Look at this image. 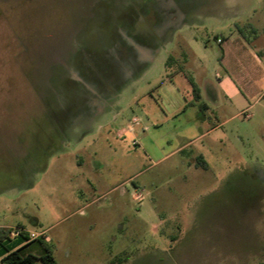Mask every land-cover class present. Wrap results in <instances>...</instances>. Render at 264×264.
<instances>
[{
  "label": "rangeland",
  "instance_id": "1",
  "mask_svg": "<svg viewBox=\"0 0 264 264\" xmlns=\"http://www.w3.org/2000/svg\"><path fill=\"white\" fill-rule=\"evenodd\" d=\"M178 69L199 99L178 84L187 109L167 114ZM15 226L41 234L35 264L41 241L57 264L263 262L264 0H0Z\"/></svg>",
  "mask_w": 264,
  "mask_h": 264
},
{
  "label": "crops",
  "instance_id": "2",
  "mask_svg": "<svg viewBox=\"0 0 264 264\" xmlns=\"http://www.w3.org/2000/svg\"><path fill=\"white\" fill-rule=\"evenodd\" d=\"M226 43L227 42H225V44ZM226 46H227V44L224 45L225 49L227 48ZM185 72L186 71L184 69L183 70L182 69L181 70L178 69L177 71H174L175 75L173 76V78H176V82H174L172 79H166V81H164L162 83V86L159 88V97L161 99V103L164 104L166 110H168L167 114L168 113L174 114V112L180 110L181 107H184L183 111H186V109H187L186 107H187L188 103H187L186 95H185V97H183V94H182L181 90L179 89V85H180L182 90L187 95H189V97H190L189 91H190L191 85H190V83H189V81H188V79H187V77L185 75ZM191 78L193 79V76H191ZM189 101L191 103V105L189 107L191 109H196V106L192 103L193 102V98L190 99ZM201 120L197 124L201 123ZM195 125H196V123L193 122L191 127L194 128ZM188 127H190V126H188ZM191 127L189 129H191ZM189 129H187V130H189ZM207 130H203L202 131V129H201L200 133L195 134L193 137H191V139H188V141H186L184 144L175 147L174 149H172L171 152L172 153H182L184 151V149H185V144L191 142L192 140L197 139L199 136L204 134ZM197 159L200 160L198 162V165H201V164L205 165L204 157L202 156V154H199V153L193 154L192 159H191V163L197 165V163H196ZM26 242H27L26 240H23L20 237L11 239L8 242L3 241L4 246H8L10 248L21 247ZM4 246L1 245V243H0V258L5 254Z\"/></svg>",
  "mask_w": 264,
  "mask_h": 264
},
{
  "label": "trees",
  "instance_id": "3",
  "mask_svg": "<svg viewBox=\"0 0 264 264\" xmlns=\"http://www.w3.org/2000/svg\"><path fill=\"white\" fill-rule=\"evenodd\" d=\"M188 80L192 86L193 91L195 92V100L199 99V94L197 92V88L195 83L192 81L190 77H188ZM200 160H196V163L198 165V162ZM201 164V163H200ZM23 228V227H22ZM9 231L10 228L8 227H0V243L1 245L4 246L3 241H10L9 237ZM27 231L21 234L19 236L21 239L28 241V235ZM42 247H43V254L40 256L41 260L43 261L44 264H57L54 260L52 250L46 244L44 241H41ZM25 245V244H24ZM23 245V246H24ZM23 246L18 247V248H10L8 246H4L5 248V254L0 258V264H35L37 261L38 257L31 254V253H23L21 249ZM260 264H264V261L261 262Z\"/></svg>",
  "mask_w": 264,
  "mask_h": 264
},
{
  "label": "built area",
  "instance_id": "4",
  "mask_svg": "<svg viewBox=\"0 0 264 264\" xmlns=\"http://www.w3.org/2000/svg\"><path fill=\"white\" fill-rule=\"evenodd\" d=\"M25 231L26 230H24V228L19 227V226H15L13 228H10L9 237H10V239L17 238V237L21 236V234L24 233ZM27 233H28L27 234L28 239H35L41 235L39 233H35V232H31V231H27Z\"/></svg>",
  "mask_w": 264,
  "mask_h": 264
}]
</instances>
